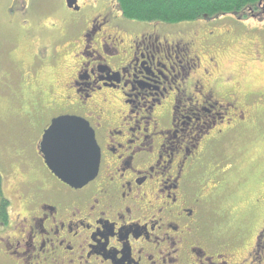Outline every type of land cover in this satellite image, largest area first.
<instances>
[{"label": "flooded vegetation", "instance_id": "flooded-vegetation-1", "mask_svg": "<svg viewBox=\"0 0 264 264\" xmlns=\"http://www.w3.org/2000/svg\"><path fill=\"white\" fill-rule=\"evenodd\" d=\"M79 1L11 5L21 8L25 29L44 10L78 12L68 23L81 32L65 113L85 118L94 129L98 172L81 187L59 179L39 150L59 114L41 132L42 120L26 115L29 129L19 135L33 160L23 149L20 173H13L20 180L18 203L23 199L26 207L19 205L15 219L0 224V264H264V222L241 257L236 240L225 237L216 197L201 172L208 145L224 143L244 124L236 97L226 95L222 102L216 82L198 78V56L190 55L185 31L138 27L116 0H102L110 8L97 13L86 12L89 4ZM233 17L264 20V2L246 18ZM51 22L48 33L59 21ZM54 101L44 108L53 110Z\"/></svg>", "mask_w": 264, "mask_h": 264}, {"label": "rangeland", "instance_id": "rangeland-1", "mask_svg": "<svg viewBox=\"0 0 264 264\" xmlns=\"http://www.w3.org/2000/svg\"><path fill=\"white\" fill-rule=\"evenodd\" d=\"M11 1L0 0V174L11 202L9 220H14L19 205L23 210L26 207L23 199L18 203L20 180H15L13 174L21 170L18 153L27 149L26 155L30 162L33 160L31 146L24 144L19 134L29 129L26 115L31 120H42L41 132L54 115L70 114L65 113L69 108L66 96H72L68 83L76 67L74 44L79 42L81 29L68 24L78 12L69 13L63 8L61 16L59 10L37 13L32 27L25 29L20 24L21 8L16 3L11 5ZM88 4L86 12L90 13L110 8L102 0L79 1L80 6ZM56 17L59 28L48 33L45 29ZM132 21L138 27L159 24L185 31L191 37L190 55L198 56V78L208 85L216 82L215 93L220 101L224 102L226 95L236 97L245 115L244 124L224 143L208 145L201 170L209 180L208 190L216 197L214 205L220 210L218 219L225 237L236 240L235 247L242 257L264 222V20H239L228 14L212 21ZM206 40H211V46L203 42ZM205 68L207 75H203ZM53 98L54 109H45L43 103L49 104Z\"/></svg>", "mask_w": 264, "mask_h": 264}, {"label": "water", "instance_id": "water-1", "mask_svg": "<svg viewBox=\"0 0 264 264\" xmlns=\"http://www.w3.org/2000/svg\"><path fill=\"white\" fill-rule=\"evenodd\" d=\"M77 0H68L72 5ZM45 164L62 181L81 187L97 174L100 148L90 122L77 115L52 119L39 143Z\"/></svg>", "mask_w": 264, "mask_h": 264}, {"label": "trees", "instance_id": "trees-1", "mask_svg": "<svg viewBox=\"0 0 264 264\" xmlns=\"http://www.w3.org/2000/svg\"><path fill=\"white\" fill-rule=\"evenodd\" d=\"M116 2L123 16L128 19L175 23L228 14L246 18L258 10L264 0H116ZM10 205L0 174V224L9 221Z\"/></svg>", "mask_w": 264, "mask_h": 264}]
</instances>
